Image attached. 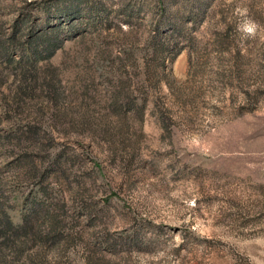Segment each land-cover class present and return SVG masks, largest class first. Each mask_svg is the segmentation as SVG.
<instances>
[{
  "label": "rangeland",
  "instance_id": "1",
  "mask_svg": "<svg viewBox=\"0 0 264 264\" xmlns=\"http://www.w3.org/2000/svg\"><path fill=\"white\" fill-rule=\"evenodd\" d=\"M0 264H264V0H0Z\"/></svg>",
  "mask_w": 264,
  "mask_h": 264
},
{
  "label": "trees",
  "instance_id": "2",
  "mask_svg": "<svg viewBox=\"0 0 264 264\" xmlns=\"http://www.w3.org/2000/svg\"><path fill=\"white\" fill-rule=\"evenodd\" d=\"M5 224H6V227H8V228L11 227L10 222H8V220L5 222Z\"/></svg>",
  "mask_w": 264,
  "mask_h": 264
},
{
  "label": "clouds",
  "instance_id": "3",
  "mask_svg": "<svg viewBox=\"0 0 264 264\" xmlns=\"http://www.w3.org/2000/svg\"><path fill=\"white\" fill-rule=\"evenodd\" d=\"M246 31L251 32V31H253V29L252 28H246Z\"/></svg>",
  "mask_w": 264,
  "mask_h": 264
}]
</instances>
